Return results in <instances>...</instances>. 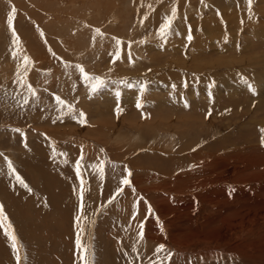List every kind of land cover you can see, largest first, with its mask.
<instances>
[{
    "label": "rangeland",
    "instance_id": "obj_1",
    "mask_svg": "<svg viewBox=\"0 0 264 264\" xmlns=\"http://www.w3.org/2000/svg\"><path fill=\"white\" fill-rule=\"evenodd\" d=\"M0 205V264H264V0H0Z\"/></svg>",
    "mask_w": 264,
    "mask_h": 264
},
{
    "label": "snow or ice",
    "instance_id": "obj_2",
    "mask_svg": "<svg viewBox=\"0 0 264 264\" xmlns=\"http://www.w3.org/2000/svg\"><path fill=\"white\" fill-rule=\"evenodd\" d=\"M252 0H249V4H251ZM146 18V17H145ZM177 18V10L174 9L173 13L171 15V17L165 18V23H163L159 29V35L161 36V38L163 39L164 37H166L171 30V25L172 23L175 21V19ZM9 23H11V21H9ZM14 31V29H13ZM190 39V37H189ZM122 42L117 41V46L119 48V46L121 45ZM130 52H129V57H130ZM119 58V57H117ZM79 68V66H78ZM82 71V68L80 69ZM84 81L85 83L88 85L90 92L92 94H95L96 92H99L101 90H103L104 88H106L108 86V81L104 80L103 78L100 77H96V76H89L88 74H84ZM112 83H116L115 81H113ZM123 87H127V88H138L140 93H143L147 90L148 87V82L145 81L143 83L140 84H133L130 83L127 79H124L122 81L119 82ZM185 87H187V83L185 82ZM29 91L32 92V95L35 96L36 93L35 91L31 88V86L29 85ZM173 88H175V85L172 86ZM116 96L119 97L121 95L120 91H116ZM142 99V97H141ZM57 103L58 104H63V101H61L59 99V97L56 98ZM25 103H28V100H25ZM185 106H187V102L185 101ZM138 108H143L144 105L143 103H138L137 104ZM67 109L69 111V113H72L74 111L73 107L71 105H67ZM78 122H86V120L84 119V114L80 113V116L77 118ZM79 169V165L77 166ZM9 168L11 169V171L16 175V179L18 180V182L25 186L23 179L19 176L18 173H15V169L12 168L11 162H9ZM98 172L101 175V177H103L104 175V169H103V165L98 167ZM130 175V173H129ZM121 185L123 186H128L130 184L129 179L127 178H122L120 181ZM122 191V188H121ZM117 195H119V192L117 193ZM84 218V204H83V191L81 192V205H80V215L76 218V222H77V226H79V222L81 219ZM6 217L4 215L3 212V206L0 205V225H3L5 223ZM142 227V226H141ZM8 228L11 229V225L10 222L8 223ZM6 235H10L11 240L13 241V247L15 248V250L17 251V253H19V244L17 242V237L15 235V231L14 229H11L10 232L6 231L5 232ZM140 237H143V233L141 231L140 233ZM77 248H78V254H80L82 256V259L84 260V264H90V262L87 259L88 256V249L84 247L83 243L80 241L79 237L77 238ZM165 251V246L164 245H160L157 250L156 253L159 256L160 253ZM172 253L168 252L166 254V258L167 261L170 264L171 261V257H172ZM153 264H164L163 260H157L155 262H153Z\"/></svg>",
    "mask_w": 264,
    "mask_h": 264
},
{
    "label": "bare ground",
    "instance_id": "obj_3",
    "mask_svg": "<svg viewBox=\"0 0 264 264\" xmlns=\"http://www.w3.org/2000/svg\"><path fill=\"white\" fill-rule=\"evenodd\" d=\"M135 47V46H134ZM136 49V48H135ZM130 51H132L131 49H130ZM139 53V52H138ZM137 55V54H136ZM230 66V65H229Z\"/></svg>",
    "mask_w": 264,
    "mask_h": 264
}]
</instances>
